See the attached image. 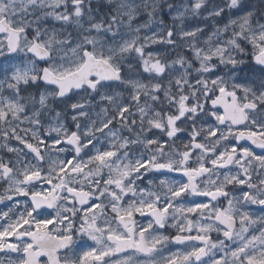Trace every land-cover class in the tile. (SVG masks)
Wrapping results in <instances>:
<instances>
[{"label":"snow or ice","instance_id":"snow-or-ice-1","mask_svg":"<svg viewBox=\"0 0 264 264\" xmlns=\"http://www.w3.org/2000/svg\"><path fill=\"white\" fill-rule=\"evenodd\" d=\"M0 205L7 264H264V0H0Z\"/></svg>","mask_w":264,"mask_h":264},{"label":"flooded vegetation","instance_id":"flooded-vegetation-1","mask_svg":"<svg viewBox=\"0 0 264 264\" xmlns=\"http://www.w3.org/2000/svg\"><path fill=\"white\" fill-rule=\"evenodd\" d=\"M0 207H2V205H0ZM0 259H3L5 261V264H7V260L9 259V257L8 256H5L4 253H0Z\"/></svg>","mask_w":264,"mask_h":264},{"label":"rangeland","instance_id":"rangeland-1","mask_svg":"<svg viewBox=\"0 0 264 264\" xmlns=\"http://www.w3.org/2000/svg\"><path fill=\"white\" fill-rule=\"evenodd\" d=\"M152 47H153V48H158L159 46H155V45H154V46H152Z\"/></svg>","mask_w":264,"mask_h":264}]
</instances>
